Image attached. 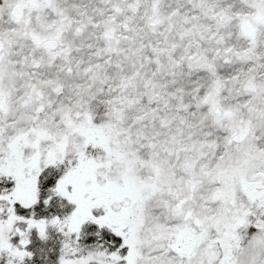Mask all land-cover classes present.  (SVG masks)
<instances>
[{"label": "snow or ice", "instance_id": "snow-or-ice-1", "mask_svg": "<svg viewBox=\"0 0 264 264\" xmlns=\"http://www.w3.org/2000/svg\"><path fill=\"white\" fill-rule=\"evenodd\" d=\"M0 264H264V0H0Z\"/></svg>", "mask_w": 264, "mask_h": 264}]
</instances>
